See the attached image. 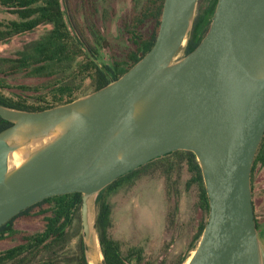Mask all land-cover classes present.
<instances>
[{"label":"water","instance_id":"water-1","mask_svg":"<svg viewBox=\"0 0 264 264\" xmlns=\"http://www.w3.org/2000/svg\"><path fill=\"white\" fill-rule=\"evenodd\" d=\"M199 1L165 0L152 49L102 89L40 112L0 105L11 123L0 132V228L50 197L79 193L90 264L99 193L151 160L189 151L210 207L189 264H264L251 188L264 137V0H219L204 40L176 62ZM48 138L9 169L15 150Z\"/></svg>","mask_w":264,"mask_h":264},{"label":"trees","instance_id":"trees-1","mask_svg":"<svg viewBox=\"0 0 264 264\" xmlns=\"http://www.w3.org/2000/svg\"><path fill=\"white\" fill-rule=\"evenodd\" d=\"M164 1L135 0L133 10L124 21L122 35L127 42L124 57L105 63L102 53L105 37L93 18H86L85 27L80 24L69 0H0V6L15 17L1 24L0 42L32 33L41 26L50 27L14 57L0 59V105L40 112L69 104L118 80L152 49L160 29ZM199 3L185 55L193 52L210 31L219 0ZM20 73L43 81L36 85H10L7 77ZM10 126L11 123L0 118V132ZM184 174L189 175L187 190L193 186L197 190V208L203 214L189 252L196 250L209 216V200L196 156L189 151H176L118 178L96 197L95 228L104 264H130L122 256L119 243L109 235L113 215L111 197L125 186L131 187L158 175L164 180L167 200L172 205L167 215L172 226L182 195L179 183ZM81 206L82 195L74 193L50 197L20 213L0 228V241L17 234L15 223L20 219L41 217L43 228L27 235L19 245L0 252V264H88L82 238L75 258L64 255L75 236L72 231L76 227L81 229ZM136 254V264H141L143 254L140 250ZM188 258L184 255L176 264H184Z\"/></svg>","mask_w":264,"mask_h":264},{"label":"rangeland","instance_id":"rangeland-1","mask_svg":"<svg viewBox=\"0 0 264 264\" xmlns=\"http://www.w3.org/2000/svg\"><path fill=\"white\" fill-rule=\"evenodd\" d=\"M69 1L71 11L76 14L80 24L85 27L86 18H93L105 37L106 42L103 45L105 49L102 50L105 56L104 62L124 57V49L127 47L126 37L122 35L124 21L133 10L135 0ZM200 6L199 3L196 15ZM14 18L0 6V29L1 24H6ZM48 29L50 27L41 26L32 33L14 37L6 43L0 42V59L14 57L23 46L37 40ZM186 56L184 46L176 62ZM7 80L13 86L36 85L43 81L29 78L22 73L10 74ZM188 179L189 175L184 174L179 183L182 195L172 226H169L170 223L167 219L168 213L172 211L170 207L172 205L167 200L164 180L158 175L145 178L134 186H125L111 197L113 215L109 235L119 243L122 256L130 260V264H136V253L139 250L143 254L141 264H176L180 257L191 256L192 252H189V248L193 243L203 214L197 208L196 188L194 186L190 190L186 188ZM93 214L94 224H96L97 209L95 205ZM42 228L41 217L18 220L15 223L17 234L6 241H0V252L19 245L27 235L40 232ZM81 229L79 231V228L76 227L72 231L75 236L64 253L65 257L75 258L79 240L84 237ZM260 241L264 245V238Z\"/></svg>","mask_w":264,"mask_h":264},{"label":"flooded vegetation","instance_id":"flooded-vegetation-1","mask_svg":"<svg viewBox=\"0 0 264 264\" xmlns=\"http://www.w3.org/2000/svg\"><path fill=\"white\" fill-rule=\"evenodd\" d=\"M252 202L258 236L264 238V141L258 149L251 172Z\"/></svg>","mask_w":264,"mask_h":264},{"label":"bare ground","instance_id":"bare-ground-1","mask_svg":"<svg viewBox=\"0 0 264 264\" xmlns=\"http://www.w3.org/2000/svg\"><path fill=\"white\" fill-rule=\"evenodd\" d=\"M51 138L45 139L44 141L38 142V143H31L28 145H24L17 150H15L12 154H10L8 162H9V169H15L20 167L25 161L27 160L29 154L36 149L40 148L44 143H48ZM94 223V214H92V224ZM95 245L97 252L94 256H90V264H96V261L102 260V254L99 249V242L97 240V237L95 239ZM195 255V251L192 252L191 256L188 258V260L184 264H189Z\"/></svg>","mask_w":264,"mask_h":264}]
</instances>
